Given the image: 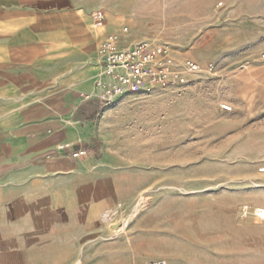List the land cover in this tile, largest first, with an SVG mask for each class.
<instances>
[{
  "label": "crops",
  "instance_id": "crops-1",
  "mask_svg": "<svg viewBox=\"0 0 264 264\" xmlns=\"http://www.w3.org/2000/svg\"><path fill=\"white\" fill-rule=\"evenodd\" d=\"M93 26V13L80 0H0V264H144L154 258L138 251L143 242L129 222L153 184L152 159L130 152L138 104L152 98V89L109 106L84 99L98 92V47L114 29ZM66 144L86 153L73 157ZM232 192L238 199L221 209L224 232H211L209 242L232 243L240 232L242 241L244 230L264 227L247 205L262 200L245 189ZM188 240L177 239V264H203L199 248L195 258L184 256L180 247Z\"/></svg>",
  "mask_w": 264,
  "mask_h": 264
},
{
  "label": "rangeland",
  "instance_id": "rangeland-1",
  "mask_svg": "<svg viewBox=\"0 0 264 264\" xmlns=\"http://www.w3.org/2000/svg\"><path fill=\"white\" fill-rule=\"evenodd\" d=\"M80 3L93 14L103 11L101 31L114 27L109 33H120L122 46L160 43L177 62L191 59L200 66L187 75L186 85L153 87L152 98L138 104L142 112L130 152L151 158L154 166L153 184L129 219L136 224L138 243L143 242L138 251L151 253L149 261L177 264V239L183 235L191 242L180 247L187 259L199 248L203 264H264L262 226L244 230L242 241L241 232L232 243L206 240L211 232L218 237L224 232L221 209L238 199L231 190L245 189L262 200L247 203L251 211L264 208V172L259 171L264 167V0ZM221 104L232 110H222Z\"/></svg>",
  "mask_w": 264,
  "mask_h": 264
},
{
  "label": "built area",
  "instance_id": "built-area-1",
  "mask_svg": "<svg viewBox=\"0 0 264 264\" xmlns=\"http://www.w3.org/2000/svg\"><path fill=\"white\" fill-rule=\"evenodd\" d=\"M94 25L97 28L106 22L103 11L93 14ZM100 71L96 76V95L86 94V101L95 99L102 106L112 105L119 97L128 93L150 91L153 87L168 88L183 86L188 83L187 75L198 73L200 66L191 59L177 62L170 50L163 44L152 41H139L130 46H122L121 34L108 33L98 47ZM264 58V54L262 55ZM224 111L232 107L221 104ZM62 148L69 149L73 157L83 156L84 148L66 144ZM264 172V167L260 168ZM249 212V208L244 206ZM252 214L264 222V208H254ZM111 214H106L109 220ZM144 264H167L163 260L149 261Z\"/></svg>",
  "mask_w": 264,
  "mask_h": 264
},
{
  "label": "water",
  "instance_id": "water-1",
  "mask_svg": "<svg viewBox=\"0 0 264 264\" xmlns=\"http://www.w3.org/2000/svg\"><path fill=\"white\" fill-rule=\"evenodd\" d=\"M120 225H121V223L119 221L118 222H115V223H112L110 225V232H111V234H113L114 233V230L117 229V228H119Z\"/></svg>",
  "mask_w": 264,
  "mask_h": 264
}]
</instances>
